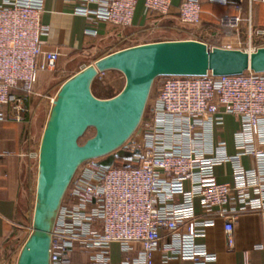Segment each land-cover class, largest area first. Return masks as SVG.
<instances>
[{
  "label": "built area",
  "instance_id": "obj_1",
  "mask_svg": "<svg viewBox=\"0 0 264 264\" xmlns=\"http://www.w3.org/2000/svg\"><path fill=\"white\" fill-rule=\"evenodd\" d=\"M69 1L91 22L105 20L120 29L133 25L139 2ZM201 1L180 0L185 39L202 41L209 50L264 48V25L254 18V6L264 0H238L234 14L208 26L218 31L212 38L199 36ZM44 4L0 0V121L26 123L27 150L20 155L30 171H38L43 133L35 129L36 86L42 73L58 71L62 56L59 49L43 48L49 30L42 22ZM144 4L148 13L168 17L173 0ZM86 33L98 31L90 27ZM128 41L121 49L156 42ZM61 70L60 77H71ZM226 115L238 121L234 154L225 141H215ZM119 149L135 152V159L104 167L96 158L78 168L53 228L51 264H74L77 251L87 253L91 264H114L115 245L116 264H155L157 253L163 264H217V255L207 248V228L223 219L233 247L235 222L245 212L261 215L264 235V71L159 76L138 129ZM244 156L251 157V168L242 163ZM229 163L231 180H221L216 168ZM256 248L264 251V240Z\"/></svg>",
  "mask_w": 264,
  "mask_h": 264
},
{
  "label": "water",
  "instance_id": "obj_2",
  "mask_svg": "<svg viewBox=\"0 0 264 264\" xmlns=\"http://www.w3.org/2000/svg\"><path fill=\"white\" fill-rule=\"evenodd\" d=\"M264 71V48L208 49L199 40L156 41L117 50L68 78L51 104L39 148V168L32 231L16 264H51L52 232L65 193L78 168L90 159L109 167L117 157L135 159V152L119 149L138 129L155 80L159 76H201ZM126 78L121 92L100 98L96 79L108 71ZM93 128L95 134L81 143Z\"/></svg>",
  "mask_w": 264,
  "mask_h": 264
},
{
  "label": "crops",
  "instance_id": "obj_3",
  "mask_svg": "<svg viewBox=\"0 0 264 264\" xmlns=\"http://www.w3.org/2000/svg\"><path fill=\"white\" fill-rule=\"evenodd\" d=\"M237 2L238 0H230L228 4L223 5L203 0V27L199 30V36L208 38L217 36L218 31L208 26L213 24L217 17L234 14ZM179 3L180 0H173L170 15L162 17L157 13H148L144 0H139L133 25L120 29L105 20L91 22L87 16L76 13V4L72 1L45 0L42 22L49 30L44 36L43 48L59 49L62 56L58 71L69 69V75L72 76L101 57L129 45L128 40L143 43L185 39L188 30L182 28L178 20ZM254 18L257 24L264 25V4L254 6ZM90 27L98 31L96 36L86 33V29ZM153 29L165 35L160 39H147ZM53 74L55 73L44 72L40 75L36 86L38 93L49 86ZM35 127L39 133L40 124ZM237 129L236 117L226 115L223 127L215 131V141H225L231 154L236 152ZM26 130V123L0 121V264H16L33 224L38 171L35 169L30 171L28 161L20 155L27 150L24 144ZM242 163L251 168L253 161L250 156H244ZM232 172L230 163L216 168L217 176L224 181L231 180ZM234 239V245L230 247L225 221L221 218L217 219L215 225L207 228V248L217 255V264H264V251L256 248L264 240L262 218L259 213L245 212L239 215L235 222ZM113 249L117 251L119 248L115 245ZM118 260L117 253L114 264ZM155 264H163L159 253L156 254ZM167 264L183 263L173 260Z\"/></svg>",
  "mask_w": 264,
  "mask_h": 264
},
{
  "label": "rangeland",
  "instance_id": "obj_4",
  "mask_svg": "<svg viewBox=\"0 0 264 264\" xmlns=\"http://www.w3.org/2000/svg\"><path fill=\"white\" fill-rule=\"evenodd\" d=\"M203 0L201 1V4ZM157 29H153L150 31V35L146 37L147 39H160L165 35L161 31H156ZM152 33V35H151ZM67 70V69H66ZM60 71L55 72L52 76V80L49 86H46L44 89L41 90L40 94L36 96L34 100V105H36V118H35V125L40 124L39 133H42L46 124V120L49 114L51 102L50 97H55L58 89L60 86L65 82L66 77H60ZM68 72L66 76L70 73L69 69L66 71ZM56 84V85H54ZM126 84V78L121 72H110L107 75H100L93 85V91L95 94L100 98H110L117 95L119 92L122 91ZM37 127V126H36ZM35 127V128H36ZM95 134V129L90 128L87 133L82 137L81 143H84L87 139L92 137ZM103 159V158H97ZM29 235V234H28ZM117 254V251H116ZM116 259V258H115ZM116 264V262H115Z\"/></svg>",
  "mask_w": 264,
  "mask_h": 264
},
{
  "label": "trees",
  "instance_id": "obj_5",
  "mask_svg": "<svg viewBox=\"0 0 264 264\" xmlns=\"http://www.w3.org/2000/svg\"><path fill=\"white\" fill-rule=\"evenodd\" d=\"M110 72H113V71L105 72V73H103V75L105 76L107 74H110ZM114 72H116V71L114 70ZM124 161H125V159H123L121 157H117L115 164L120 165V164L124 163ZM73 260H74V264H91L89 262V259H88V254L85 252H78V251L75 252L74 256H73Z\"/></svg>",
  "mask_w": 264,
  "mask_h": 264
}]
</instances>
